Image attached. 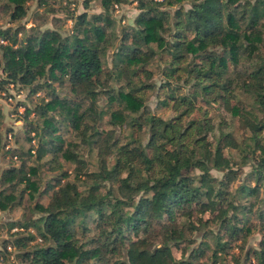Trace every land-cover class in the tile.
<instances>
[{"label": "trees", "instance_id": "trees-1", "mask_svg": "<svg viewBox=\"0 0 264 264\" xmlns=\"http://www.w3.org/2000/svg\"><path fill=\"white\" fill-rule=\"evenodd\" d=\"M94 1L0 0V264H264V0Z\"/></svg>", "mask_w": 264, "mask_h": 264}, {"label": "rangeland", "instance_id": "rangeland-1", "mask_svg": "<svg viewBox=\"0 0 264 264\" xmlns=\"http://www.w3.org/2000/svg\"><path fill=\"white\" fill-rule=\"evenodd\" d=\"M83 1L84 0H75V5L74 4L73 5L75 6L77 12L82 11V10H87L89 12L99 10V7L97 6V4L94 0H88L87 5H84ZM34 5H35V2L31 1L30 2V10L34 7ZM54 5L57 8L58 5H56V4H54ZM137 12H138V8L135 7V1H133V3H127L124 5L115 6L114 15L117 19L120 20V23L124 24L126 22L131 23ZM62 14H63V12L60 10H58L55 13V15H62ZM26 16L27 17H24L22 20L26 24V26H30L31 25V23H30L31 17L29 19L28 15H26ZM51 17H52V14L48 13L47 21L44 22L42 24V26L53 25V20ZM70 22L71 21L68 19L66 21V23L64 24V26L67 27L70 24ZM108 60H109V58H108ZM8 92L11 93L10 96L8 95ZM8 92H4V91L0 92V105H1V111L3 113V120H4L6 125H11L14 129H17V128L20 129L22 121L20 119L16 118V113L14 112L13 108H14V105L16 103V100H22L24 98V93H23V91H19V92L17 91L16 92V89H14L12 87V85L9 86ZM148 104H149L150 108H152V110H155L156 112L162 114L163 116H168L171 114V110H163L162 108H155L154 107V97H152L148 100ZM17 110L20 112L23 110V107L20 105L17 107ZM212 113H213L215 120H218L220 117L218 115L219 111L213 110ZM15 131L17 132L18 129ZM18 134H20L19 136L21 137L20 142H25V144H26V141L23 138L24 137L23 131H21ZM18 134H16V135L18 136ZM15 137L16 136H12L11 138L9 137L11 140L10 144L14 143L13 140ZM2 164H3V161L0 158V166ZM4 212L0 210V221L7 217V214ZM9 236H10L9 231L6 230L5 227L0 229V238L9 237ZM258 238H259V234L254 233L248 237L247 242H249L251 244H256V241L258 240ZM175 254H176V256H178V254H179L178 250L175 251ZM252 261H254V259ZM230 264H234L232 260H230Z\"/></svg>", "mask_w": 264, "mask_h": 264}, {"label": "built area", "instance_id": "built-area-1", "mask_svg": "<svg viewBox=\"0 0 264 264\" xmlns=\"http://www.w3.org/2000/svg\"><path fill=\"white\" fill-rule=\"evenodd\" d=\"M115 6H117V5H115ZM10 135V134H9ZM8 135V136H9ZM10 137V136H9ZM6 229V228H5ZM6 230H8L9 231V233H12V232H21V231H24V228L23 227H21V226H13V227H11V228H9V229H6ZM29 230H31V231H33V229L32 228H29ZM7 249L8 250H11L12 249V246L11 245H7ZM13 256L11 255L10 256V258H12ZM2 260V258L0 257V261Z\"/></svg>", "mask_w": 264, "mask_h": 264}, {"label": "crops", "instance_id": "crops-1", "mask_svg": "<svg viewBox=\"0 0 264 264\" xmlns=\"http://www.w3.org/2000/svg\"><path fill=\"white\" fill-rule=\"evenodd\" d=\"M30 19V18H29ZM30 23H31V25L33 24V22H32V19H30ZM26 25V24H25ZM1 158V160H2V157H0ZM4 163V162H3Z\"/></svg>", "mask_w": 264, "mask_h": 264}]
</instances>
